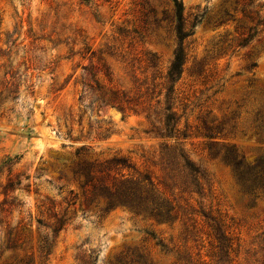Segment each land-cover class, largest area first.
Returning a JSON list of instances; mask_svg holds the SVG:
<instances>
[{"label":"rangeland","instance_id":"374dc122","mask_svg":"<svg viewBox=\"0 0 264 264\" xmlns=\"http://www.w3.org/2000/svg\"><path fill=\"white\" fill-rule=\"evenodd\" d=\"M182 2L188 27L203 18L184 42L171 102L182 133L160 139L144 114L81 96L93 64L133 86L147 52L158 56L157 82L164 80L176 48L172 0H0V264H217L203 214L232 238L229 262L218 264L264 261V198L254 205L222 158L231 147L248 163L264 156V132L251 126L264 98V25L238 47L251 25L243 1ZM248 10L264 20V0ZM204 122L223 134L206 137ZM162 142L183 149L209 180L190 199L197 212L187 224L107 210L103 200L87 205L79 184L61 178L71 176L81 146L91 159L123 156L134 172L158 174ZM8 177L15 185L5 188ZM44 238L52 248L43 258Z\"/></svg>","mask_w":264,"mask_h":264},{"label":"trees","instance_id":"16d2710c","mask_svg":"<svg viewBox=\"0 0 264 264\" xmlns=\"http://www.w3.org/2000/svg\"><path fill=\"white\" fill-rule=\"evenodd\" d=\"M240 1H243L244 16L251 21L247 32L240 34L237 39V46L245 47L259 35V26L264 25V20L259 19L256 12L248 10L253 6V0ZM172 2L176 48L164 80L157 82L158 56L147 52L142 59L144 66L140 67L143 69L140 71L143 78L140 75L134 76L133 86L114 83L106 66L100 68L93 64L87 69L93 79L84 82L85 88L81 96V99L87 96L100 107L115 108L123 114H144L151 125L150 132L160 139L170 137L177 139L182 133L177 129L179 117L171 102L174 98L175 85L182 76L187 60L184 42L194 34L196 24L203 18V15H197L194 25L188 27L182 0H172ZM94 58L95 55L92 56V59ZM256 66L255 62L251 68ZM149 71L152 73L150 74ZM256 101L257 106L253 112L251 126L259 132H264V98ZM204 128L205 136L210 139L223 134L222 125L215 128L204 122ZM182 135L184 138L187 136L184 133ZM89 152L90 149L86 146L78 148L76 150L78 159L69 165L71 176L62 173L61 177L79 184L87 205L103 200L107 210L122 207L159 222L181 221L187 224L189 220H193L192 215L197 211L190 199H193L194 195H202L204 186L208 185L209 180L183 149L162 142L158 156L160 163L155 164L159 169L158 174L153 171L134 172L135 166L123 156L99 160L89 158ZM222 158L232 168L243 194L256 205L258 200L264 198V156L254 164L248 163L245 155L231 147ZM13 161L14 158L9 157L5 162L13 163ZM64 165L66 166L67 163L65 162ZM17 184H21V181ZM13 185H15L14 179L8 177L5 188ZM203 215L208 219L212 230L211 236L215 242L213 255L217 258V264L229 262L230 250L233 247L232 238L219 220L207 214ZM62 228V221L59 220L54 232L57 233ZM9 248L13 249V246ZM51 248L52 243L49 238H44L40 247L43 258L51 254ZM253 257H256V254ZM254 262L258 264L259 260L254 258L248 264ZM261 264H264V261Z\"/></svg>","mask_w":264,"mask_h":264}]
</instances>
